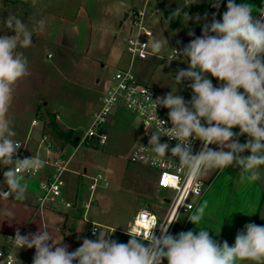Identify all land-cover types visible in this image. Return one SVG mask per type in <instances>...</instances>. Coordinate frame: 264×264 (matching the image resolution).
Wrapping results in <instances>:
<instances>
[{"label":"clouds","instance_id":"obj_1","mask_svg":"<svg viewBox=\"0 0 264 264\" xmlns=\"http://www.w3.org/2000/svg\"><path fill=\"white\" fill-rule=\"evenodd\" d=\"M221 2L211 0L215 8ZM226 7L221 20L214 16L210 24L203 26L201 36L179 52L175 50L177 57L186 59L188 67L178 70L174 79L178 86L184 81L191 82L188 85L191 99L186 101L177 94L178 87L155 100L146 95L154 102L155 112L158 106L169 110L172 124L166 129V121L156 116L158 130L152 132L147 148L156 154V159L167 158L170 150V159L176 161L183 183L190 185L196 195L203 187L201 181L214 170L235 166L240 170V182L252 183L261 179L264 166V8L253 14L248 3L236 0H228ZM179 11L176 9V14ZM45 23L40 19L29 28L15 15L0 21L4 28L15 33L0 36V165L8 169L3 173L8 191L0 194L10 192L16 200L26 197L27 175L46 164L38 155L15 158L20 147L12 139L15 132L8 118L17 85L31 75L28 60L20 49L32 46L33 33H42ZM166 44L167 40L154 41L152 52L160 53ZM209 75L220 85L214 86ZM161 130L177 141L174 147L169 149L168 143L160 142ZM242 135L248 137L244 143L239 142ZM193 140L202 143L195 154ZM210 145H217L218 149ZM245 152L249 154L244 155ZM183 191L187 193L189 189ZM207 207L204 201L188 218L200 229L198 233L192 230L176 236L169 233V227L180 220L177 207L164 223L143 230L129 228L127 243L110 239L114 231L103 229H93V235L99 233L97 239L85 238L72 252L63 239H57L49 230L41 229L30 235H21L17 230L11 239L18 249H35L32 264H162L165 259L168 264H264V226L246 224L230 246L227 241L214 240L209 230L199 227ZM157 226L159 236L155 234Z\"/></svg>","mask_w":264,"mask_h":264},{"label":"rangeland","instance_id":"obj_2","mask_svg":"<svg viewBox=\"0 0 264 264\" xmlns=\"http://www.w3.org/2000/svg\"><path fill=\"white\" fill-rule=\"evenodd\" d=\"M242 2L252 7L253 14L264 8V0H241ZM208 4H212L211 0H36L35 4L33 0H0V21L6 20L8 15H15L31 28L36 21L45 20L44 31L33 33L32 46L20 49L27 60L29 59L28 62H33L41 74L60 57V54H119L120 57L126 58V63L116 66L110 74L113 75L117 69L130 68L135 76L144 78V83L148 86L161 90L165 95L178 87L177 94L189 101L192 90L188 85L191 82L184 81L178 86L174 79L178 70L187 69L186 59L177 55L169 57V55L173 50L179 52L192 39L201 36L203 26L210 24L214 16L215 19L221 20L227 7L218 12L211 9L192 10L196 6ZM122 9L123 13H127L126 18L132 16L135 11H143L147 23L154 32V41L167 40L168 45L166 44L157 54L158 57H150L144 64L136 61L130 65L124 41L118 36L122 34L124 27H118L115 19L111 21L106 18L107 16L110 18L116 11V16L120 18L123 14ZM176 9L180 10L179 14H176ZM164 12L172 13L174 29H170L167 25ZM102 15H105V19L101 17ZM98 19L103 21L100 22ZM82 22L87 26L88 40L82 50L75 51L62 44V32L65 27ZM102 30L105 32L102 33ZM190 32L194 35H189ZM4 35L13 36L15 33L0 24V36ZM48 54L52 56L51 59L47 58ZM35 78L42 80L43 87L45 86L43 75H37ZM208 78L212 80L214 86L220 85V82L210 75ZM39 83L41 85V82ZM39 88L35 92L27 93L26 98L31 104L35 103L40 95ZM51 93L53 94L54 91ZM91 96L89 91L79 88L76 92L58 93L54 100L59 107L62 124L72 129L77 138L89 128L93 114L99 110V106L94 104L95 101L91 103ZM23 109L26 114L34 115L36 120L41 118V115L43 119H48L46 109L39 107L38 112H34L35 107L28 106ZM168 111L165 114L167 117ZM36 125L39 127V122H36ZM58 125L61 126L59 123ZM13 126L14 121L12 128ZM103 127L107 135L103 146L91 147L82 144L76 147L68 145L66 148V153L71 156L81 173L85 171L87 176L102 174L107 178L108 187H99L94 193L97 200L107 204L100 213L104 215L109 212L113 217L126 221L142 207L153 212L157 221H160L163 209L160 207L163 206L159 205L158 198L161 193L152 185L154 184L152 172L150 175L144 168L138 170L143 177L141 195L137 183L139 177L134 173L136 166L127 160L130 149L141 131L140 121L127 111L120 110L112 118V123L106 122ZM14 132L15 136L12 139L21 143L25 130L19 127ZM244 136L246 135L241 137ZM50 138L47 136V140ZM210 148L218 149V146L211 145ZM248 154L244 153V155ZM203 185L205 186L204 201L208 204L203 218L205 222L211 224L213 219H217L218 227L224 226L223 228L232 233L235 229L243 230V224L251 222L256 218L255 216L258 222L264 220V166H261V179L252 183H241L240 170L231 166L223 170H214L210 180L204 181ZM86 187L87 183L83 186L84 191ZM184 218L175 224L171 233L173 236H176L177 232L180 233V229L185 224ZM163 261L167 262L166 259Z\"/></svg>","mask_w":264,"mask_h":264},{"label":"crops","instance_id":"obj_3","mask_svg":"<svg viewBox=\"0 0 264 264\" xmlns=\"http://www.w3.org/2000/svg\"><path fill=\"white\" fill-rule=\"evenodd\" d=\"M123 11L124 10L122 9L121 13H123ZM116 12L110 18L108 16L106 18L111 21L115 19L114 21L118 22V27L123 28L127 21V18H124V14L126 12H124L120 18L116 16ZM101 17L105 19V15H102ZM98 20H100V22L103 21L101 19ZM104 32L105 30H102V33ZM61 39L63 45L69 46L75 51L78 49L82 50L88 40V29L86 24L83 22L78 24L74 23L71 26L65 27L62 32ZM47 58L51 59L52 56L48 54ZM147 61L149 60L139 61V63L144 64ZM121 63H126V58L120 57L119 54H60V57L48 69L44 70L43 74H41L39 73L40 71L35 68L33 62H28L31 75L30 77L20 81L17 85L14 93V99L8 113V118L14 121V128L12 129L16 131L20 127V129L25 130L21 144L24 145L25 152L30 156L38 155L41 159L47 160L56 157L70 159L68 165L69 172H66L62 176L63 186L61 188V196L55 204L46 202L42 207L38 204V198L40 195L39 183L50 173V169L46 166L42 168L41 173L37 177L27 178L29 187L24 200H16L14 194L10 192L7 195L0 194V246L4 244L3 236L6 234L15 236L17 230H19L21 235H30L44 229L52 232L57 239H63V244L68 246L69 252H72L82 245L85 238L92 240L97 239L99 234L98 232L96 235L90 234L91 227L93 225L97 226V230L103 229L107 230L109 233L114 231L110 235V239L116 240L119 243H127L130 239L127 234V230L132 216L126 221H121L119 217H113L109 212L102 215L100 213L101 209L107 205L106 202H103L102 200L99 202V208L92 206L86 214L85 219L82 218V209L80 206L81 202L85 198L83 186L87 183L88 179L81 176V174H85V171L81 173L77 169L74 160L66 153L67 146L71 144L58 143L57 146L59 148L54 147L51 149L48 145V143H50L49 141L41 143V137L42 135H45L43 121L40 119L36 120L34 115L30 116V114H26L23 109L28 106L35 107L34 112H38L39 107L46 109V112H50L55 116V121L57 118V122L61 125V128L63 127V130L73 131L63 125L60 120L61 115L58 111L59 107L56 105L57 102L54 101L57 94L63 92L66 94L70 91L76 92V90L82 88L92 94L91 103L95 101L94 104L100 106V92L105 89L107 82L112 77V74H110L111 70H114V68ZM132 63H130V65ZM37 75H43V78H45L44 82L46 83L44 87L42 83L43 81L35 78ZM136 78L141 83L145 82L144 78H138L137 76ZM39 82H41V85ZM37 88H39L38 91L41 93L38 98H36V102L31 104L30 100L26 98V95L29 92H35ZM52 91H54L53 94L51 93ZM120 110L126 111L121 108L113 111L107 120L108 124L112 123V118L115 117L117 112ZM167 111L168 109H165V114ZM166 118L169 120L167 116ZM33 121H35V124H32ZM36 122H39V127H37ZM139 136L140 133L130 151L136 145ZM225 150L227 151V149ZM135 166L136 170H134V173L135 176L139 177V182L137 183L140 187L139 193L142 195L141 185L143 183V177L138 170L140 168H144L148 170L150 175L152 171L143 166ZM7 170L6 166L0 165V192L8 191L7 186L3 184V173ZM213 172H211L208 177L204 178L202 181L204 182L210 180ZM83 179H85L84 183ZM152 185L156 190L154 184ZM204 195L205 194L197 200L193 212H195V210L203 203ZM64 201L72 202V208H65L63 205ZM139 209L143 208L141 207ZM191 214L184 218L185 224L179 232H187L189 230L196 233L199 232L200 229L195 224L188 221ZM255 217L256 218L254 220H257V216ZM254 220L248 223L246 222L243 225L245 226L246 224L253 223ZM217 223V219H213L211 224L202 220L199 227L209 230L210 236L214 240L221 243L227 241L230 246L234 245L236 234L241 230L235 229V232L230 233L226 230V228H223L224 226L218 227ZM177 234L179 233L177 232ZM34 255V248L18 249L16 247L14 249L15 261L13 264H32ZM162 262V264L166 263L165 261Z\"/></svg>","mask_w":264,"mask_h":264},{"label":"built area","instance_id":"obj_4","mask_svg":"<svg viewBox=\"0 0 264 264\" xmlns=\"http://www.w3.org/2000/svg\"><path fill=\"white\" fill-rule=\"evenodd\" d=\"M121 39L124 41L125 52L129 56L130 63L134 61H145L150 57H158L154 54L151 49V45L154 42V32L150 28L146 21L144 12L141 10L135 11L132 16H128L127 21L124 25V30L121 34ZM171 55H176V51L173 50ZM148 95L151 99L155 100L157 97L165 96V93L161 90L152 88L147 84L141 83L136 76L132 73L130 68L117 69L113 73L110 80L103 91L100 92L99 110L93 114L89 128L84 134L77 138V145H85L96 147L97 145L103 146L106 141V132L103 124L107 122L110 114L118 109H124L127 112L133 114L141 123V131L139 139L127 156V160L133 165L143 166L152 171L154 176V186L157 192L161 193L158 198L159 205L162 209L160 221H157L156 216L153 212L146 209H139L133 215L130 225L128 227L135 231L139 229H147L152 224H161L170 218L171 214L176 211L179 207L178 218L191 214L195 208L196 202L205 192L204 182L201 181L203 187L200 190L199 195H196L191 190V186L183 183V174L176 167V161L171 158L170 150L166 153L167 158L156 159L154 153H152L147 147H150L149 140L152 132L158 130L156 123V116L166 121L164 127L169 129L172 127L171 122L165 116V109L163 107H157L156 112L154 108V102L147 98ZM35 124V121L32 122ZM161 135L160 142L168 143L169 149L174 147L177 143L174 139L167 137L168 133L159 131ZM17 142V141H16ZM48 142L47 136L42 135L41 143ZM20 147L17 151L15 158L24 159L32 157L25 152L24 145L17 142ZM51 149L54 145L48 143ZM211 146V145H210ZM209 146V147H210ZM202 147V143L199 140H193L192 148L193 153L198 152ZM37 156V155H34ZM46 162L45 166L50 169V173L39 183L40 195L38 198L39 206H43L46 202L55 204L58 198L61 196V188L63 186L62 176L66 172H69V161L70 159H64L56 157L50 160L42 159ZM178 163V161H177ZM42 171L33 170L27 175V178H35ZM81 176L86 177L87 187L85 191V198L81 202L80 208L82 209V218L85 219L86 214L92 206L99 208V200L95 198L96 190L108 187V180L102 174L95 176ZM165 179L168 183L165 184ZM175 185V187H173ZM187 188L189 191L185 193L183 190ZM181 197H184L181 199ZM64 207L69 209L72 208L73 204L70 201H64ZM189 205L191 207H189ZM139 221V222H137ZM178 222V221H177ZM173 223L169 227V233L177 223ZM146 225V227H145ZM93 229L97 230V226L91 227L90 234L93 235ZM127 230V232H128ZM155 234L160 235L159 227L155 229ZM14 235L6 234L3 236L4 244L0 246V264H13L15 261L14 246L12 239Z\"/></svg>","mask_w":264,"mask_h":264},{"label":"trees","instance_id":"obj_5","mask_svg":"<svg viewBox=\"0 0 264 264\" xmlns=\"http://www.w3.org/2000/svg\"><path fill=\"white\" fill-rule=\"evenodd\" d=\"M237 3H241V0H236ZM228 3V0H222L220 7L219 8H215L212 6V4H208V5H200V6H196L194 7L192 10H214L216 12H218L219 10L223 9L224 7H226ZM243 3V2H242ZM163 16L167 22V25L169 26L170 29H174L175 28V22L172 21L171 16L172 13L171 12H164ZM41 118H39L40 120L43 121V127H44V133L45 135H47L48 137H51L48 141L53 144L54 146H56L57 148H59L57 146V142H61L62 143H70L73 146L77 145V139L73 134V131L71 130H63L55 121V116L50 113V112H46V117L48 118L47 120L43 119L42 115L40 116ZM238 129H234V131H237ZM247 136L241 137L239 136V142L240 143H244L246 140ZM60 144V143H59ZM255 224L257 225H264V220H262L261 222H258V220H254ZM168 262H166L167 264Z\"/></svg>","mask_w":264,"mask_h":264},{"label":"snow or ice","instance_id":"obj_6","mask_svg":"<svg viewBox=\"0 0 264 264\" xmlns=\"http://www.w3.org/2000/svg\"><path fill=\"white\" fill-rule=\"evenodd\" d=\"M164 183H165V184H167V183H168V180H167V179H165ZM145 227H146V225H145Z\"/></svg>","mask_w":264,"mask_h":264},{"label":"water","instance_id":"obj_7","mask_svg":"<svg viewBox=\"0 0 264 264\" xmlns=\"http://www.w3.org/2000/svg\"><path fill=\"white\" fill-rule=\"evenodd\" d=\"M126 16H127V13L124 14V18H126Z\"/></svg>","mask_w":264,"mask_h":264}]
</instances>
